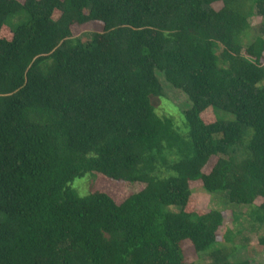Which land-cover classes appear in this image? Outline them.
<instances>
[{
    "label": "trees",
    "instance_id": "1",
    "mask_svg": "<svg viewBox=\"0 0 264 264\" xmlns=\"http://www.w3.org/2000/svg\"><path fill=\"white\" fill-rule=\"evenodd\" d=\"M254 15L264 0H0V264H255L232 235L264 250ZM166 92L181 125L155 111ZM103 181L144 188L117 204ZM195 184L246 208L233 229L196 208Z\"/></svg>",
    "mask_w": 264,
    "mask_h": 264
},
{
    "label": "rangeland",
    "instance_id": "2",
    "mask_svg": "<svg viewBox=\"0 0 264 264\" xmlns=\"http://www.w3.org/2000/svg\"><path fill=\"white\" fill-rule=\"evenodd\" d=\"M18 1L22 2L24 0H18ZM217 6L218 5H215V7ZM249 22H250V25L253 27L254 32L262 31L264 17H261L259 15H254L250 17ZM97 30L98 31L100 30L99 26L89 24V25H85L82 27H74L73 34L78 35L81 33H88L90 31H97ZM254 32L252 31L251 34H254ZM244 44H247V43L245 42ZM165 98L166 100L157 99L153 101V105H154L156 113L159 116L172 117L177 125H181L182 121H181V117H179V114H180V107L184 103V98L180 94L173 93V92H166ZM202 117H203V121L206 123H209L213 120L212 113L210 111L203 114ZM216 161L217 159L215 158L211 162L210 166L206 168L205 172L207 173L210 172V169L216 164ZM92 178H93L92 176L87 175L83 179L76 180L73 185L74 189H76L81 196L89 195V190L92 187V184H90L91 182L90 179ZM98 187H103V188H100V190L104 193H107L109 196H111L117 204H121L129 196L133 195L134 193L144 188L142 185H138V184L124 183V182H111V181H103V183L99 184ZM96 188L97 187H94V189ZM193 191H194L193 197L196 200V208L198 210L209 211L212 209H217V210H223L226 213L225 225H226V228L228 229H231V228L233 229V226H234L233 213H232L233 210L243 211V212L246 211V208L244 207L237 208V207L230 206V205L225 206L224 202L220 199L219 196H213L205 192L200 184L193 185ZM261 202H262L261 200L258 201L259 204ZM246 230H243L245 231L243 232V235H238L236 228L234 232L232 233V235L235 236L234 245L240 246L242 245L241 239L243 240L245 237L250 238L248 248L241 250L238 256L240 258L250 259L255 264H263L264 250L263 248H261V245L259 244L258 237L257 235L251 233L248 229ZM225 235L226 233H224V231H221L219 233V237L224 238ZM222 238L219 239L220 242ZM223 243H225V241H223ZM227 245L230 246L232 244L228 243ZM181 246L184 250V253H186L187 263H192L198 260V257L194 249L190 246L189 243H183Z\"/></svg>",
    "mask_w": 264,
    "mask_h": 264
}]
</instances>
